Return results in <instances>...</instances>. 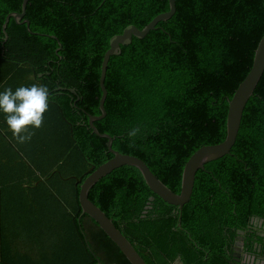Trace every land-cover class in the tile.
Returning <instances> with one entry per match:
<instances>
[{
    "label": "trees",
    "instance_id": "16d2710c",
    "mask_svg": "<svg viewBox=\"0 0 264 264\" xmlns=\"http://www.w3.org/2000/svg\"><path fill=\"white\" fill-rule=\"evenodd\" d=\"M21 3L0 0V50L5 45L11 51L18 38L23 42L20 62L4 61L1 53L0 60L36 75L45 69L52 74L47 77L52 83L36 80L50 92L45 117L50 141L37 166L51 164L48 178L61 183L54 184V197L62 194L74 210L69 211L71 225L80 244L84 235V252L80 249L66 264H93L98 249L115 264H130L97 223L81 214V184L112 158L107 139L90 129L88 117L100 115V67L112 36L131 24L143 29L169 9L168 0H28L24 17L32 32L10 17L6 36V17L20 11ZM175 6L169 19L159 21L144 38L134 36L111 57L104 79L106 116L93 124L113 137L112 149L145 161L178 194L190 157L226 138L229 100L248 74L264 34V0H175ZM56 82L66 88L55 95ZM148 195L165 201L132 166L113 170L89 192L108 217H117L114 224L124 234L123 225L141 229L129 213L128 201H140L137 207L142 208ZM249 200L263 202L259 213L264 214V73L244 107L231 154L198 171L190 201ZM188 212L206 211L200 212L193 202ZM215 215L208 219L212 224ZM210 226L205 223L200 230ZM186 262L203 264L197 256Z\"/></svg>",
    "mask_w": 264,
    "mask_h": 264
},
{
    "label": "crops",
    "instance_id": "0c3cea01",
    "mask_svg": "<svg viewBox=\"0 0 264 264\" xmlns=\"http://www.w3.org/2000/svg\"><path fill=\"white\" fill-rule=\"evenodd\" d=\"M37 84L34 74L0 60V92L7 88ZM47 112L43 126L31 140L20 144L12 137L0 113V263L66 264L84 252V235H76L71 225L70 205L48 178L51 164L38 167L47 151ZM55 190V192H54ZM61 198V199H59ZM65 201V202H64ZM67 202L70 201V198ZM71 251V252H70Z\"/></svg>",
    "mask_w": 264,
    "mask_h": 264
},
{
    "label": "flooded vegetation",
    "instance_id": "af4514ba",
    "mask_svg": "<svg viewBox=\"0 0 264 264\" xmlns=\"http://www.w3.org/2000/svg\"><path fill=\"white\" fill-rule=\"evenodd\" d=\"M15 12L20 13L21 10ZM24 15L25 13L17 21L18 26H23L32 32L30 22ZM23 20L27 21L23 22ZM22 45L21 38L16 39L15 47L11 51L4 45V49L0 50L2 60L20 62ZM12 55L14 59L10 58ZM32 73L36 80L52 83L47 78L52 74L46 69L38 75L34 70ZM55 85L57 86L52 89L55 95L61 94L63 88H66L60 86L58 82ZM139 202L128 201V210L133 220L140 224L141 229L123 225L121 228L125 230V234L120 231L130 240L147 264H186V261L189 258L193 259L194 256L200 258L203 264H264V214L259 213L263 210L261 207L263 202L189 200L180 208L178 205L160 201L152 195L146 196L145 201H142V208L137 207ZM193 202L198 204L200 212L201 208L206 212L189 213L188 210ZM257 206L259 210L253 211ZM209 209L216 212L213 217L214 224L208 221L213 213L209 212ZM110 218L113 223L114 220L118 221L116 216ZM85 219L89 220L86 224L91 228L90 218L86 216ZM205 223H210V228L205 231L200 230ZM103 253L102 249L93 253V264H115L110 256Z\"/></svg>",
    "mask_w": 264,
    "mask_h": 264
},
{
    "label": "water",
    "instance_id": "95a60500",
    "mask_svg": "<svg viewBox=\"0 0 264 264\" xmlns=\"http://www.w3.org/2000/svg\"><path fill=\"white\" fill-rule=\"evenodd\" d=\"M26 3L27 0H22L20 13L12 11L7 15L5 23L3 24V30L5 31L6 36V27L7 23L9 22V18L12 17L15 21H19L20 17H22L25 13ZM168 4L169 9L165 12L159 13L143 29L131 24L128 25L122 33L112 36L110 39V49L106 52L100 67V115L88 117V125L90 129L93 130V132L98 136L107 139L106 146L108 152L112 154V158L94 169L81 184L79 192V202L82 209L81 214H87L97 223L98 227L102 229L103 232L116 244V246L119 248V251L125 257V259L130 262V264L147 263L136 251V248L133 246L130 240L115 226L112 219L108 217L99 206L90 200V188H92L100 179L111 173L113 170L123 166H132L140 171L146 185L154 194L161 197L170 204L178 205L180 208L183 207L185 203L191 200L198 171L205 170V166L208 163L231 154V150L237 140L244 107L248 100L252 97L254 90L264 73L263 34L254 51L252 66L248 74L238 85L237 91L235 92L233 98L229 100L227 135L225 140L217 144L203 146L190 157V159L185 164L183 174H181L180 191L178 194L172 192L160 179H158V177L151 171L145 161L138 157L122 154L119 151L112 149L111 143H113V137L107 133H100L93 124L96 121L102 120L106 116L103 104L108 92L104 87V79H106L110 59L112 56H116L121 53L122 46L130 45L134 36L138 38H144L151 30L157 28L159 21H165L169 19L176 10L175 0H168ZM26 21L27 20H23V22Z\"/></svg>",
    "mask_w": 264,
    "mask_h": 264
},
{
    "label": "clouds",
    "instance_id": "9594fccd",
    "mask_svg": "<svg viewBox=\"0 0 264 264\" xmlns=\"http://www.w3.org/2000/svg\"><path fill=\"white\" fill-rule=\"evenodd\" d=\"M49 88L32 84L0 92V113L12 137L23 144L31 140L35 129L43 126L44 113L49 109ZM132 135V133H130Z\"/></svg>",
    "mask_w": 264,
    "mask_h": 264
},
{
    "label": "rangeland",
    "instance_id": "374dc122",
    "mask_svg": "<svg viewBox=\"0 0 264 264\" xmlns=\"http://www.w3.org/2000/svg\"><path fill=\"white\" fill-rule=\"evenodd\" d=\"M68 185V184H67Z\"/></svg>",
    "mask_w": 264,
    "mask_h": 264
}]
</instances>
